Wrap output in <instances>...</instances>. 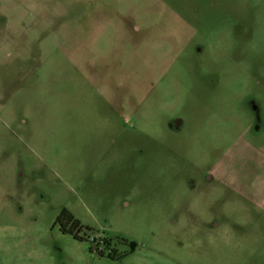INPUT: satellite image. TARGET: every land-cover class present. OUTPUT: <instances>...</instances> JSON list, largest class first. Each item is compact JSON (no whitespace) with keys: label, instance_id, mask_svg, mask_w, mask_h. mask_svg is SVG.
I'll return each instance as SVG.
<instances>
[{"label":"rangeland","instance_id":"374dc122","mask_svg":"<svg viewBox=\"0 0 264 264\" xmlns=\"http://www.w3.org/2000/svg\"><path fill=\"white\" fill-rule=\"evenodd\" d=\"M263 114L264 0H0V264H264Z\"/></svg>","mask_w":264,"mask_h":264},{"label":"crops","instance_id":"0c3cea01","mask_svg":"<svg viewBox=\"0 0 264 264\" xmlns=\"http://www.w3.org/2000/svg\"><path fill=\"white\" fill-rule=\"evenodd\" d=\"M264 116V114H263ZM264 118V117H263ZM243 132L238 135V140H241V143L250 142L248 145L250 148H253L254 151L257 152V155H264V122L263 124H257L256 126H246L244 127ZM248 139V141L246 140ZM219 175V176H218ZM225 173H218L217 178L220 180L223 184H225ZM231 192L237 196L238 198H241L244 200L247 204V206L252 207L255 210H259L260 212L264 213V186L262 189L259 187L256 189H239V188H231ZM195 210V209H193ZM185 224L188 223V221H192L189 218V215L187 213H184L181 218ZM210 220H205V227L211 224ZM229 226V225H227ZM237 242L240 241V239H236Z\"/></svg>","mask_w":264,"mask_h":264},{"label":"trees","instance_id":"16d2710c","mask_svg":"<svg viewBox=\"0 0 264 264\" xmlns=\"http://www.w3.org/2000/svg\"><path fill=\"white\" fill-rule=\"evenodd\" d=\"M60 219H65L67 220V222L71 223L72 222V227H71V232L72 233H75L74 229L75 230H82L83 229V225L82 223L80 222V220L76 219L73 214H71L70 211L68 210H64L61 215L58 217V220Z\"/></svg>","mask_w":264,"mask_h":264},{"label":"flooded vegetation","instance_id":"af4514ba","mask_svg":"<svg viewBox=\"0 0 264 264\" xmlns=\"http://www.w3.org/2000/svg\"><path fill=\"white\" fill-rule=\"evenodd\" d=\"M57 224H59V225L63 228V230H64L65 232L70 233V229H71V227H72V222L69 223V222H67V220H65V219H60V220L57 219ZM71 234H75V233H71Z\"/></svg>","mask_w":264,"mask_h":264}]
</instances>
